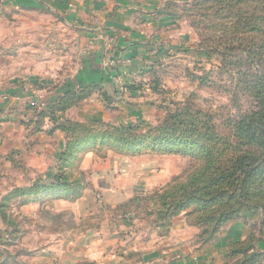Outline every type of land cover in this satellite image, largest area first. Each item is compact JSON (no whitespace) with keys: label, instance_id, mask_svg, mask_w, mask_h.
<instances>
[{"label":"rangeland","instance_id":"1","mask_svg":"<svg viewBox=\"0 0 264 264\" xmlns=\"http://www.w3.org/2000/svg\"><path fill=\"white\" fill-rule=\"evenodd\" d=\"M168 3L150 13L151 20L165 17L167 24L156 30L161 34L156 41L162 44L160 57L159 46L152 47L154 58L142 74L129 85L117 80L112 92L88 87L66 95L63 103L73 106L68 116L61 109H55V117L45 116L51 122L48 134L56 131L50 118L78 125L72 132L61 131L64 143L93 132L116 135L117 127H128L129 138L139 141L129 144V150L96 142L63 163L55 157L46 161V154L39 159V151L37 181L45 179L50 167H60L68 186L37 207L23 203V195L8 196L6 190L24 181L15 170L6 174L8 181L0 180V264H62L58 253L41 255L46 244L57 246L66 233L78 236L109 228L120 219L123 227L117 232L123 240L129 237V226L142 223L154 247L160 240L163 249L192 257L241 222L244 239L223 257L229 264H254L249 245L260 225L246 216L261 210L253 205L257 200L240 195L252 186L244 177L258 148L237 128L262 107L257 104L264 93V0ZM12 17L5 19H13L17 27L31 21L30 16ZM14 32V26L7 28V38ZM90 41L83 54L91 52ZM53 62V73L63 77L76 66L74 57ZM94 98H100L102 108ZM93 105L98 109L92 111ZM30 107L33 120L40 119L44 127V104ZM84 114L96 119H83ZM158 136L167 142H155ZM48 181L55 182L53 176ZM73 185L76 190L68 189ZM6 193L7 199H1ZM49 204L55 205L54 213L45 210Z\"/></svg>","mask_w":264,"mask_h":264},{"label":"crops","instance_id":"2","mask_svg":"<svg viewBox=\"0 0 264 264\" xmlns=\"http://www.w3.org/2000/svg\"><path fill=\"white\" fill-rule=\"evenodd\" d=\"M177 1L182 0H0V33L5 31L0 34V180L7 182L6 174L15 170L19 180L24 181L13 184L6 190L7 193L29 188L30 192L17 196L27 197L28 200L25 198L23 203L37 207L45 199L47 203L52 202L58 190L50 187L49 181L45 182L57 171L54 167L49 168L42 182L41 179L37 181L36 177L41 172L38 155L41 151L39 159L46 157L47 161L55 157L63 163L60 158L66 147L63 141L65 131L56 128L55 133L45 132L51 122L47 121V117H41L46 119L45 126L41 127L40 119L33 120L30 102L55 104L57 98L63 97L64 92L70 89L80 93L84 86L104 87V90L112 92L119 81L129 83L137 74H142L146 64L154 58L152 47L159 46L156 55H160L158 51L162 44L156 41L161 34L156 30L167 24V19L151 20L150 13L167 2ZM7 15H12L14 20L30 16L31 21L17 27L13 19L6 21ZM13 26L15 32L9 39L6 30ZM91 39L94 40L91 52L83 54L81 50ZM71 57L76 63L73 71L66 77L55 75L53 61H69ZM56 69L61 74V68L57 66ZM92 100L101 105L100 98L99 101ZM89 107L92 111L98 109L95 105ZM60 109L66 111L64 116H68L73 106L64 103ZM97 116L100 118L101 114ZM82 118L96 119L85 114ZM57 119L61 123L66 122L65 119ZM39 139L45 144L39 143ZM54 139L57 141L55 144ZM44 154L45 157L42 156ZM70 160L72 158L66 161ZM45 185L43 189L32 191ZM76 187L69 186L75 190ZM63 189L66 188L61 187ZM7 193L1 199L6 198ZM54 206L49 204L45 210L54 213ZM246 217L260 225L259 210H252ZM118 226L123 227L121 219L109 228H98L78 236L66 233L57 246L46 244L40 253L45 256L58 253L62 264H229L223 255L241 243L246 234L242 223L237 222L224 229L213 245L192 257L180 252L176 254V250L173 253L163 249L160 240L154 247L155 241H148L149 234L143 232L142 223L140 226H129L127 240L118 234ZM138 230H142L141 233ZM114 231L117 234H113ZM252 241L250 251L255 255L253 263L264 264V235L259 229ZM119 254L121 258L117 259ZM111 255L116 256L111 258Z\"/></svg>","mask_w":264,"mask_h":264},{"label":"trees","instance_id":"3","mask_svg":"<svg viewBox=\"0 0 264 264\" xmlns=\"http://www.w3.org/2000/svg\"><path fill=\"white\" fill-rule=\"evenodd\" d=\"M85 87V86H84ZM88 88L86 86L85 88ZM82 89V90H83ZM81 90V91H82ZM80 91V92H81ZM74 92L76 90H68L64 92V96L66 95H75ZM63 96V97H64ZM61 97V96H60ZM63 97L57 99L55 104H46L44 105V111L40 112V116H48L51 115V113L55 112V109H60V106H64L63 102H66V99ZM257 106H262L259 108L258 111H253L248 118L240 122V126L237 128L238 133L242 135L245 138H248L250 143H253L256 145L257 149V158L253 160L252 164H249V168L247 171L250 173L245 174V182L251 181L252 186L248 187L243 191V193L240 195L241 197H252L253 200H257L258 202H255L256 204H253L256 207H259L261 210V221H260V228L259 232L263 233L264 235V93L262 94L260 101L258 102ZM55 117V113H54ZM52 121L54 120L56 123V126H54V129L60 128L65 132H72L75 130V128L78 127V125L71 126L66 122H60L58 119L50 118ZM53 128V127H52ZM123 129V130H122ZM129 128L127 129L122 127L116 128V135L112 132H93L88 135L83 136H76L72 139H69L66 141V147L61 152V158L60 161H66L68 159H71L75 157V153L86 148L87 146L91 144L102 143V144H115L121 148H128L129 150V144H136L139 140L135 137L129 138ZM159 137V136H158ZM156 137L153 139L155 142L162 143L167 142V140H161L162 138ZM66 174L61 170H57V173L53 175V179L55 182H50L49 186L59 189L61 187L65 188L68 186V181L66 179ZM45 186L33 188L32 191L36 192L39 189H43ZM72 189V188H68ZM65 190V189H64ZM75 190V189H73ZM30 192V189H15L9 193L8 196L11 195H19V194H26ZM7 196V197H8ZM7 199V198H6ZM245 203V202H244ZM253 239V238H252ZM250 248L253 246V244L249 245ZM232 250V249H231Z\"/></svg>","mask_w":264,"mask_h":264},{"label":"built area","instance_id":"4","mask_svg":"<svg viewBox=\"0 0 264 264\" xmlns=\"http://www.w3.org/2000/svg\"><path fill=\"white\" fill-rule=\"evenodd\" d=\"M93 41H94V40H93V39H91V41H90V44H91V46H92V44H93ZM35 103H36V102H34V101H31V102H30V105H31V106H33V105H35Z\"/></svg>","mask_w":264,"mask_h":264}]
</instances>
